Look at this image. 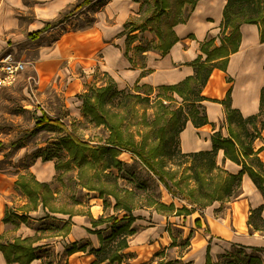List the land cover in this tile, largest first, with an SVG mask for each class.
Here are the masks:
<instances>
[{"label": "rangeland", "instance_id": "1", "mask_svg": "<svg viewBox=\"0 0 264 264\" xmlns=\"http://www.w3.org/2000/svg\"><path fill=\"white\" fill-rule=\"evenodd\" d=\"M30 1L32 0H27ZM142 1V10L136 18L139 24L153 10V0ZM194 3L195 0H168V8L160 20L149 22L146 30L135 31L133 38L127 36L124 54L130 57L131 51V64L146 65L149 57L155 56V52L161 53L156 48L160 40L155 29L167 31L172 22L182 19L185 21ZM94 4L91 6L94 7ZM74 6L61 11L51 23L56 26L60 23H57V20H66L70 14L81 9L74 10ZM97 8L99 9L96 5L95 9ZM92 14L91 11V14L86 13L81 18L66 21L67 24L54 29L45 42H50V39L51 42H56L63 30L88 28L93 21ZM31 16L33 17L27 13L22 19L23 22L31 19ZM124 32L127 34L128 29L125 28ZM222 34L220 26V29L209 32L207 39L215 38V45H220ZM31 69L25 71L26 73L12 86L0 90V204L3 202L6 209L10 207L19 213L35 205L36 202L16 184L18 179L25 178L33 188L44 191L48 206L44 209L41 201H38L37 209L27 212L26 221L17 219L5 223L0 220V243H6L16 237L36 235L39 237L35 242L38 246L37 258L33 264H159L165 261L175 264H206V241L203 237L208 239L206 234H211L206 216V213H209L212 219L214 216L220 221L224 218L223 221L230 227L229 235L223 232L222 236V232L216 230L223 240L215 239L212 246L209 245L212 247L215 262L218 261L219 254H226L234 248L244 246L247 252L258 254L264 264V250H259L264 247L260 243L264 238V230L250 231L249 218L252 209L247 213V219L240 217L242 223H247L245 231L237 232L240 220L233 215V204L235 205L238 197L231 200H214L205 206L193 204L195 197L186 186V183L194 184L193 171L190 169L191 159L179 155L175 145L171 147V155L164 154L166 148L163 146V136L164 132H168V135L173 132L172 122L169 124L167 121L169 114L163 116L159 111L156 96L158 94L164 97L171 111L182 107L183 113L186 114L190 107H193L189 99L195 97L193 93L184 90L180 94L161 88L162 84L150 83L154 90L148 101L145 99V89L140 90L141 97L126 95L138 93L135 90L136 83L125 88L117 86L124 94L118 95L108 103L110 115L112 119L123 123V129L134 133L137 150L144 154L148 152L156 155L154 164L157 172L149 169L137 153L125 149L118 156L123 161L121 167L113 168L110 174L105 176L98 170L102 162L89 151L85 155L91 163L84 161V168L80 171L70 156L67 143L62 140V137L66 136L65 129L52 125L35 129L34 126L35 118L43 110L50 116L59 118L80 139L96 144L106 142L110 130L103 124H96L83 111L79 95L90 87L110 82L111 76L98 67L85 68L76 65L71 67V70L82 78L73 79L77 83L73 90L68 91L69 85L57 86L59 77H55L56 84L50 82L41 87L36 70ZM69 75L72 74H68L67 78ZM84 80L86 82L80 86ZM260 141L262 140L256 141L255 145ZM217 159L225 168L219 155ZM162 169L170 171V187H167L157 174L165 176ZM41 179H46L43 182L48 183L50 190L37 186L36 181ZM179 181L182 187L177 185ZM117 199L120 200L121 206H117ZM172 202L175 203L174 208L170 206ZM183 205L190 209L196 207V210L177 214L176 210ZM130 214L135 216L131 223L127 219H121L124 215L129 217ZM77 215L85 216L91 222L93 231L103 230L104 237L111 235V226L115 221L126 225L123 235L128 236V246L119 250L122 255L120 260L112 263L109 260L96 262L98 256L93 252L90 242H72L69 231L71 222ZM262 216L264 217L263 211ZM197 218L202 219V228L195 223ZM95 222L99 223L98 226ZM120 235L109 243L108 251L111 255H114L120 246L123 238V235ZM249 235L255 237L257 242L259 239L260 244L255 246L259 249L247 248L242 243L248 241ZM73 245H77L78 250L69 254ZM215 248L221 251H215Z\"/></svg>", "mask_w": 264, "mask_h": 264}, {"label": "trees", "instance_id": "2", "mask_svg": "<svg viewBox=\"0 0 264 264\" xmlns=\"http://www.w3.org/2000/svg\"><path fill=\"white\" fill-rule=\"evenodd\" d=\"M197 1L198 0H195L193 7ZM90 2L91 0H81L73 9H80ZM167 8L168 0H153V10L144 21H141L139 24L136 21L138 17H135L125 23V28L128 29V38H133L134 35L132 33L137 30H146L149 26L148 23L152 22V20H160ZM223 15L224 17L221 22V31L223 34L220 38V45H215V38L206 39L201 45L202 54L194 61V73L180 82L162 84L160 86L163 89L174 90L180 94L184 90H189V92L193 93L195 96L194 98H189L193 107H190L186 114L183 113L182 107L171 111L170 107L165 103L166 99L158 94L156 96V104L160 109L159 111L163 116L169 114L170 117H168L167 121L169 124L172 122L171 131L173 132L169 135L168 132H164L163 146L166 148L164 154L166 156L171 155V147L175 145V150L179 155L191 159L190 169L193 171L194 184L188 185V183H186V186L189 187L188 190L195 197L192 203H199L198 205L201 206H205L214 200L223 201L224 199L231 200L239 197L242 193V176L244 173L249 174L264 197V162L259 155L260 152L264 150V144L259 147L255 145L256 141L264 140L262 135V130L264 129V85L261 89L259 111L251 115H244L240 109L232 106L231 88L228 90L223 100L211 99L203 95V89L213 70L215 68L226 70L230 56L239 49L241 42V25L243 23L257 24L260 32V40L264 42V0H227ZM61 21L62 19H59L56 22L58 23ZM183 21L184 19L172 22L167 31L161 28L155 29L160 40L156 48L160 50L162 54H167L177 42L178 36L174 30V26ZM52 26L53 24L51 22H47L42 28L30 33L29 36L33 39L38 38L42 32ZM142 50L145 51V49ZM110 80V82L101 86L90 87L79 95L83 104V111L90 116L96 124H103L110 130V135L106 142L96 144L80 139L72 133L59 118L52 117L43 110L41 114L37 115L35 118L34 128L38 129L40 127L52 125L65 129L66 136H63L62 140L67 143L70 156L73 161L77 163L80 171L84 168V161L91 163V160L85 155L89 151L93 153L97 160L102 162L101 168L98 170H100L103 175L108 176L110 170L112 171L113 168L117 167L120 168L123 164V161L118 158L121 151L129 149L137 153L147 167L156 173L157 171L154 164L155 160H157L156 155L148 152L144 154L137 150L135 147L137 141L134 133L123 129V123L112 119L110 115L108 103L114 100V98H117L118 95L124 94L123 90L118 89L113 78H110ZM141 89L147 91L145 92V99L150 101V95L154 90V86L150 83L136 84L135 90L138 91V93H127L126 95L130 97H141ZM205 100L219 101L224 104L225 124L228 134H224L222 127H220V129L214 131L212 134L211 149L183 152L180 134L185 128L186 122L190 119L197 127L209 123L207 109L204 104ZM220 150L224 152V159H230L238 165H241L242 169L240 172H230L218 163L217 155ZM78 153H80V156H78ZM107 170L108 172H106ZM162 170L165 176L159 173L157 174L160 180L165 183L167 187H170L171 185L168 182L170 171L165 169ZM16 184L36 203L32 208L27 207V210L22 213L10 207L7 208L4 217L5 222H12L17 219L21 221L28 220L27 212L37 209L38 201H41L44 209L48 206L44 191L33 188L30 182L25 178L18 179ZM36 184L39 188L50 190L47 182L36 181ZM177 185L181 186V182L179 181ZM117 206H121L119 199H117ZM170 206L174 208L175 203H170ZM195 208L196 207H192V209H190L183 205L176 210V213H191L196 210ZM263 208L264 205H260L251 210L249 218L250 231L252 229L264 230V217L262 216ZM121 219H127L128 222L131 223L134 221L135 216L130 214L129 217H126V215H124ZM96 223L97 222H95V224ZM195 223L201 225L200 218H197ZM125 229V224L120 225L115 221L111 226V235L104 237L99 233L101 245L99 248H93V252L98 256L96 262L109 260L112 263L121 259L122 255L119 254V250L128 246V236L123 235ZM120 234L123 235L120 246L116 253L111 255L108 251L109 243ZM38 238L39 237H36V235H31L16 237L6 243H0V250L3 252L7 264H32L37 258L36 251L38 246L35 245V242ZM76 246L77 245H73L69 254L78 250ZM254 248L259 249L258 247ZM261 248L262 249L259 250H264V247ZM218 258V261L215 262L210 253V248H208L206 264H263V260L258 254L247 252L244 246L241 248H234L226 254L221 253L218 255ZM159 264L175 263L172 261H165Z\"/></svg>", "mask_w": 264, "mask_h": 264}, {"label": "crops", "instance_id": "3", "mask_svg": "<svg viewBox=\"0 0 264 264\" xmlns=\"http://www.w3.org/2000/svg\"><path fill=\"white\" fill-rule=\"evenodd\" d=\"M80 1L32 0L27 2V0H0V54L5 50L12 49L17 58L29 61L30 65L26 72L32 70L31 68L35 69L41 87L43 85L47 86L50 82L56 84L55 77H59L57 86L69 85L68 91L70 89L73 90L78 77L82 78L74 70H71V67L76 65H81L85 68L98 67L99 70L108 73L117 86L122 88L131 87L135 83H177L194 73V61L202 54L201 45L207 39L209 32L214 29H220L224 17V7L227 2V0H198L194 7L191 8L185 21L174 26L178 40L170 51L167 54L155 52V56L153 58L149 57L146 65L133 66L130 60L131 51L129 52L130 57L124 54L127 37L124 32V25L131 18L139 15V11L143 7L142 0H103L101 3L96 4L99 9H95L96 5L94 3L100 0H91L89 4L82 7L79 11L70 14L69 17L67 16L66 20L42 32L38 38L33 39L29 36L30 33L42 28L47 22H51L61 11L76 5ZM92 4H94V7L91 6ZM91 11L93 12V21L88 28L76 31L72 29L63 30V34L56 42H51V39L50 42H45L47 36L51 35L54 29L67 24L65 23L66 21L81 18L86 13L91 14ZM27 13L33 15V17L31 16V19L23 22L22 19ZM251 36H255L258 40V45H264V42L260 40L258 25L255 23H243L241 25L239 49L230 56L226 70L220 68L213 70L203 89L204 96L223 100L231 88L233 107H235L234 90L238 68L251 49V46H244V40L246 37ZM68 74H72L74 78L72 75L67 78ZM85 82V80L82 81L80 86H83ZM260 96L261 90L258 101H251L246 105L252 109L249 113H246L240 107L236 108L240 109L244 115L255 114L259 111ZM204 104L207 109L209 123L197 127L191 120L186 122L185 128L180 134L183 152L211 149L212 134L220 127H222L224 134H228L225 124L224 104L213 100H205ZM262 134L264 138V129ZM262 144H264V141H260L257 147ZM218 155L221 162L226 166L225 168L230 172L238 173L241 171V165L230 159H224L223 150H220ZM259 155L264 162V150ZM44 180L46 179H41L40 181ZM246 181L251 185V191L244 187ZM260 205H264L263 194L249 174L244 173L242 176V193L235 201V205L233 204V215L240 220L237 232L245 231L247 225L246 222L242 223L240 217L243 216L247 219V213ZM6 211L5 204L1 202L0 220L2 222H5ZM206 216L211 229V234H206L209 236L208 239L203 237L204 241H206L205 253L207 256L208 248H210V253L213 255L212 247H209V245L212 246L215 239H222L217 235L219 233L216 230L221 231L222 236H224V233L229 235L230 227L228 223L223 221L224 218L220 221L216 216L212 219L209 213H206ZM73 220L69 231L72 242L75 244L78 241L90 242L93 248H99L101 245L99 233L102 234L104 231H93L91 222L85 216L77 215ZM200 222L201 227L199 228H202V219H200ZM98 224L97 222L96 226ZM262 239L260 243L264 246V238ZM242 243L247 248L252 249L258 245L259 239L257 242L255 237L249 235L248 241L246 240V242ZM191 255H193V252H191Z\"/></svg>", "mask_w": 264, "mask_h": 264}, {"label": "bare ground", "instance_id": "4", "mask_svg": "<svg viewBox=\"0 0 264 264\" xmlns=\"http://www.w3.org/2000/svg\"><path fill=\"white\" fill-rule=\"evenodd\" d=\"M244 46H251V49L238 68L234 90V104L235 107H240L246 113H249L252 109L246 105L251 101H258L260 90L264 84V45H258V40L255 36H251L245 38ZM244 187L250 191L252 189L248 181H246ZM214 250L221 251L218 248ZM0 264H5V259L1 251Z\"/></svg>", "mask_w": 264, "mask_h": 264}, {"label": "built area", "instance_id": "5", "mask_svg": "<svg viewBox=\"0 0 264 264\" xmlns=\"http://www.w3.org/2000/svg\"><path fill=\"white\" fill-rule=\"evenodd\" d=\"M30 62L17 58L14 52L5 50L0 54V90L12 86L28 69Z\"/></svg>", "mask_w": 264, "mask_h": 264}]
</instances>
